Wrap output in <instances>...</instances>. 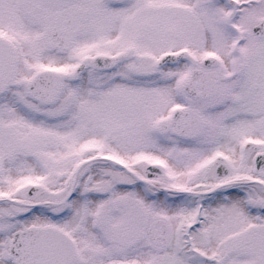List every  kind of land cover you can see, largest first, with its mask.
I'll list each match as a JSON object with an SVG mask.
<instances>
[{
  "label": "snow or ice",
  "instance_id": "obj_1",
  "mask_svg": "<svg viewBox=\"0 0 264 264\" xmlns=\"http://www.w3.org/2000/svg\"><path fill=\"white\" fill-rule=\"evenodd\" d=\"M0 264H264V0H0Z\"/></svg>",
  "mask_w": 264,
  "mask_h": 264
}]
</instances>
